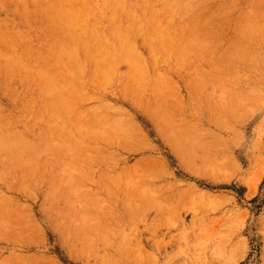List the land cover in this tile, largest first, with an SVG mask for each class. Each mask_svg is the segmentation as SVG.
Segmentation results:
<instances>
[{"label":"rangeland","instance_id":"1","mask_svg":"<svg viewBox=\"0 0 264 264\" xmlns=\"http://www.w3.org/2000/svg\"><path fill=\"white\" fill-rule=\"evenodd\" d=\"M0 264H264V0H0Z\"/></svg>","mask_w":264,"mask_h":264}]
</instances>
